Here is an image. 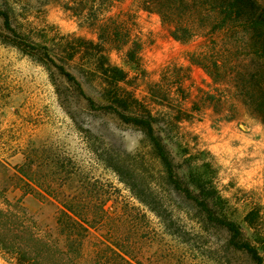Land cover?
Instances as JSON below:
<instances>
[{"label":"rangeland","instance_id":"rangeland-1","mask_svg":"<svg viewBox=\"0 0 264 264\" xmlns=\"http://www.w3.org/2000/svg\"><path fill=\"white\" fill-rule=\"evenodd\" d=\"M4 3L12 10L11 28L48 47L81 89L52 63L3 43L12 33L0 18V206L3 193L38 228L53 230L63 196L98 191L113 216L92 229L90 242L99 248L120 246L137 264H256L215 217L237 223L239 240L264 246V126L233 102L227 80L214 81L190 61L202 39L175 40L141 0ZM229 35L217 33L219 49L237 46L242 54L246 37ZM98 50L126 74L111 90L98 71ZM109 90L128 95L126 106L109 105ZM207 94L223 100L216 106ZM114 109L155 118L180 187L169 181L142 127ZM192 179L202 182V192ZM201 194L221 198L206 199L212 217L193 199ZM115 205L127 213L124 221ZM259 254L264 264V251ZM0 264L16 263L0 250Z\"/></svg>","mask_w":264,"mask_h":264},{"label":"trees","instance_id":"trees-1","mask_svg":"<svg viewBox=\"0 0 264 264\" xmlns=\"http://www.w3.org/2000/svg\"><path fill=\"white\" fill-rule=\"evenodd\" d=\"M82 3H88V0H77V5L80 6ZM141 8L157 13L162 22L169 26V33L175 40L188 43L201 38L200 50L190 55V61L203 68L214 81L227 80L233 88L234 98H231L233 102L239 103L249 116L258 119L264 126V5L262 3L258 0H141ZM11 11L7 3L0 4L3 27L12 33V38L10 36L2 38L3 43L14 46L45 64L52 63L68 81L80 88V83L64 65L55 62L48 47L26 41L21 33L11 28ZM95 21L92 20L90 25H96ZM101 31V34H104L106 29L102 28ZM218 32L230 34V38L233 39L245 36L246 50L240 54V47L236 46L221 51L218 47L221 45L216 40ZM111 36L118 38L119 33L114 30ZM76 40L97 47V44L87 42L80 37ZM98 51L100 53L97 61L98 71L102 83L111 87V90L125 79L126 74L123 69L109 64L105 54L101 50ZM133 58L134 51L130 50L128 59L133 61ZM110 90L109 105L125 107L129 96ZM207 95L209 103H214L216 106L223 100L215 99L212 94ZM86 98L89 103H94L91 98ZM232 108L235 109L234 106ZM114 111L117 112L116 109ZM117 113L123 121L142 127L169 181L174 186L180 187L164 138L154 130L155 118L149 113L136 116H128L120 111ZM24 165L26 164L19 167L21 171ZM189 183L200 192L203 191L200 180L192 179ZM183 190L189 195L188 188ZM91 194L63 196L61 207L56 214L54 229L45 230L38 228L36 222L23 210L11 208L10 201L2 193L4 206H0V250L16 264H137L120 246L106 245L108 249L106 250L90 242L92 229L113 218V216L108 217L111 206L108 204V198L98 191ZM134 195L140 201H144L140 194ZM52 197L58 199V196ZM207 197H215L218 201L221 199L219 196L202 194L194 196L193 199L208 217H212L213 212L208 208ZM114 208L117 219L124 221L128 216L127 213L121 210V206L115 205ZM215 220L226 225L232 233V243L237 249L248 252L256 264H261L262 257L259 252L264 251V246L239 240L241 232L237 223L220 217H215Z\"/></svg>","mask_w":264,"mask_h":264}]
</instances>
